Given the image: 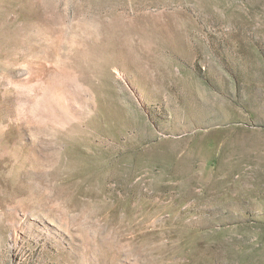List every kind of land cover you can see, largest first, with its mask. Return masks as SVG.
I'll list each match as a JSON object with an SVG mask.
<instances>
[{"label":"rangeland","instance_id":"rangeland-1","mask_svg":"<svg viewBox=\"0 0 264 264\" xmlns=\"http://www.w3.org/2000/svg\"><path fill=\"white\" fill-rule=\"evenodd\" d=\"M0 264H264V0H0Z\"/></svg>","mask_w":264,"mask_h":264}]
</instances>
